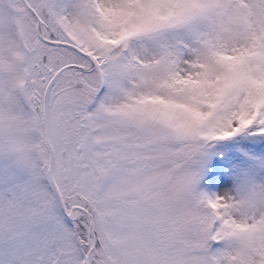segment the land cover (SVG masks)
<instances>
[{"label": "snow or ice", "instance_id": "1", "mask_svg": "<svg viewBox=\"0 0 264 264\" xmlns=\"http://www.w3.org/2000/svg\"><path fill=\"white\" fill-rule=\"evenodd\" d=\"M0 264H264V0H0Z\"/></svg>", "mask_w": 264, "mask_h": 264}]
</instances>
